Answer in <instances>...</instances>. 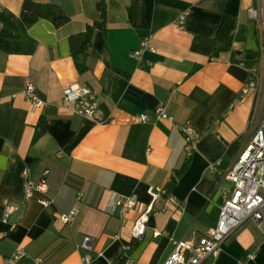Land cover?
Instances as JSON below:
<instances>
[{
  "label": "crops",
  "instance_id": "0c3cea01",
  "mask_svg": "<svg viewBox=\"0 0 264 264\" xmlns=\"http://www.w3.org/2000/svg\"><path fill=\"white\" fill-rule=\"evenodd\" d=\"M36 1L59 8L69 21L56 27L25 11L24 0H0V13H12L21 31L9 41L0 21V264L18 248L27 254L18 264H80L78 245L86 236L102 254L93 264H125V247L131 264H163L172 240L198 241L217 226L234 188L227 173L264 115V0H105L106 31H95L84 74L70 39L100 20L101 0ZM239 31L243 40L214 56ZM145 37L154 51L135 57ZM253 76L258 90L248 89ZM26 81L46 102L38 111L23 93ZM71 84L94 92L105 123L63 107ZM160 106L172 122L157 119ZM142 115L147 122H138ZM42 121L44 134L34 142ZM178 125L201 136L191 156ZM26 167L32 179H47L46 195L26 200ZM151 187L166 188L176 205L161 211V200L145 236L135 239L132 229L151 202ZM112 194L136 195L137 207L125 217L107 215L103 207ZM46 197L54 199L48 209L39 203ZM6 205L15 207L8 222ZM75 208V220L64 224L61 215ZM203 264H264V220L261 227L246 221Z\"/></svg>",
  "mask_w": 264,
  "mask_h": 264
},
{
  "label": "built area",
  "instance_id": "2783aa9c",
  "mask_svg": "<svg viewBox=\"0 0 264 264\" xmlns=\"http://www.w3.org/2000/svg\"><path fill=\"white\" fill-rule=\"evenodd\" d=\"M186 15V14H185ZM264 18V13L262 14ZM183 15L180 19V24H184ZM264 30V19L262 22ZM145 50L154 51L151 46V38L145 37L142 39L140 49L134 52L135 57H140ZM260 87V79L253 76L249 83L248 89L258 90ZM248 91L246 90L245 93ZM24 95L28 102L32 105L33 111H38L45 107L46 102L42 100L37 92L35 85L26 81ZM63 107L73 113L99 123L106 122L105 112L101 109L96 95L89 88L78 84L69 85L64 91ZM158 120L173 121L168 115L165 107H158L156 110ZM138 122H147V115L138 117ZM179 131L183 134L187 153L189 156L197 149L200 141L199 132L190 125H178ZM214 169V166L210 167ZM226 178L234 185L232 192L225 198L221 207L220 218L215 228L209 229L205 235L198 241L180 240L174 241L173 252L163 264H203L211 257L217 256L222 246L242 227V225L252 219L258 227L264 220V115L255 129V132L250 137L245 148L239 155L233 167L228 171ZM49 191V186L46 178L34 180L30 177V168L24 170V192L26 200L34 198L36 194L46 195ZM151 202L146 210L138 217L132 229V236L135 239H142L147 231V224L152 214H156L158 210L156 206L164 200L165 204L161 211H166L170 206L176 205L175 198L163 187H151L149 189ZM39 203L48 209L54 205V199L51 197L42 198ZM138 204V197L132 195L123 197L112 194L108 197L103 212L109 216L120 214L125 217L127 213L135 210ZM15 212L13 205H6L4 210V221L8 222L10 217ZM78 215V209H73L69 213L62 214L60 219L64 224H71ZM160 233H155L159 235ZM82 250L80 264H93L95 256H102L95 251V239L91 236H86L83 242L78 245ZM125 253L122 259H126L125 264H131L127 260L126 253L130 251L129 247H125ZM27 254L24 249L18 248L15 253L6 259L7 264H18L25 259ZM249 258H254L250 255ZM37 262H41L37 260Z\"/></svg>",
  "mask_w": 264,
  "mask_h": 264
},
{
  "label": "trees",
  "instance_id": "16d2710c",
  "mask_svg": "<svg viewBox=\"0 0 264 264\" xmlns=\"http://www.w3.org/2000/svg\"><path fill=\"white\" fill-rule=\"evenodd\" d=\"M23 9L53 22L56 27H61L69 21V18L59 8L53 5L39 3L36 0H24ZM98 11L100 14V20L94 25L89 26L84 33L72 36L70 39L71 53L80 74H84L89 70L86 49L92 43L95 31H106L107 10L105 0H101L98 4ZM0 21L2 23L1 35L3 38L12 41L21 37V31L17 25L16 18L12 13L1 12ZM243 38V31L235 33L227 44L217 47L214 56H217L224 51H231L233 43L241 41ZM44 130V123L42 121L40 123V129L35 134L34 142L43 136ZM187 168L188 162L175 172L169 183V190H173L176 187L178 180L185 174Z\"/></svg>",
  "mask_w": 264,
  "mask_h": 264
},
{
  "label": "rangeland",
  "instance_id": "374dc122",
  "mask_svg": "<svg viewBox=\"0 0 264 264\" xmlns=\"http://www.w3.org/2000/svg\"><path fill=\"white\" fill-rule=\"evenodd\" d=\"M261 15V14H260ZM261 39H262V48H263V55H264V30H263V26H261ZM262 86V85H261ZM261 96L264 99V83L263 86L261 88ZM263 117V116H262Z\"/></svg>",
  "mask_w": 264,
  "mask_h": 264
}]
</instances>
